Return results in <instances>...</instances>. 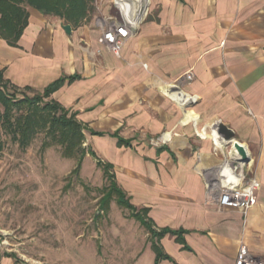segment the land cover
<instances>
[{
	"label": "crops",
	"instance_id": "0c3cea01",
	"mask_svg": "<svg viewBox=\"0 0 264 264\" xmlns=\"http://www.w3.org/2000/svg\"><path fill=\"white\" fill-rule=\"evenodd\" d=\"M119 2L138 24L119 55L107 47L101 24L86 20L68 33L63 19L29 6L18 45L0 37L4 79L33 95L78 76L49 99L87 126L86 143L114 165L156 230H184L183 241L170 232L159 240L171 257L159 264H235L242 244L264 261V0ZM174 83L183 91L173 89L171 97L162 87ZM178 92L193 98L182 107ZM220 122L236 139L219 144L209 132ZM119 137L131 145H118ZM223 153V178L236 174L233 161L251 160L260 181L246 212L221 205L208 188ZM0 264L28 263L4 252Z\"/></svg>",
	"mask_w": 264,
	"mask_h": 264
},
{
	"label": "rangeland",
	"instance_id": "374dc122",
	"mask_svg": "<svg viewBox=\"0 0 264 264\" xmlns=\"http://www.w3.org/2000/svg\"><path fill=\"white\" fill-rule=\"evenodd\" d=\"M114 1L94 0L87 23L114 17ZM0 143V254L15 253L28 264H155L151 233L138 217L144 210L132 203L114 165L108 175L86 141L85 155L65 157L45 132L23 147L0 121ZM226 160L224 154L218 170ZM250 162L232 166L249 179Z\"/></svg>",
	"mask_w": 264,
	"mask_h": 264
},
{
	"label": "trees",
	"instance_id": "16d2710c",
	"mask_svg": "<svg viewBox=\"0 0 264 264\" xmlns=\"http://www.w3.org/2000/svg\"><path fill=\"white\" fill-rule=\"evenodd\" d=\"M93 3L94 0H0V37L12 46L18 45L29 22V6L37 8L44 14L58 16L73 26H79L90 17ZM67 78L74 80L78 76L61 77L49 84L43 92L30 95L10 86L9 81L4 79L0 71V104L4 107V111L0 113V121L12 134L13 139L19 141L23 147L27 146L35 135L45 132L52 142L62 145L65 157L87 153L84 148L87 126L77 118L76 113H70L58 101L49 99L50 95ZM92 132L101 134L96 131ZM48 144H50L49 141H46L43 146L46 147ZM118 145L129 146L131 142L119 137ZM88 152L105 166V172L108 175H112L110 171L112 163H101L103 161L93 149ZM79 169L80 164L75 167L74 171L78 172ZM141 210H144V215L141 216L138 213V217H141L151 233L152 246L156 251L155 264H159L162 259H171L159 240L170 232L178 235V241H183L181 234L184 230L163 228L158 231L154 228L152 219L147 216L148 208H141Z\"/></svg>",
	"mask_w": 264,
	"mask_h": 264
},
{
	"label": "built area",
	"instance_id": "2783aa9c",
	"mask_svg": "<svg viewBox=\"0 0 264 264\" xmlns=\"http://www.w3.org/2000/svg\"><path fill=\"white\" fill-rule=\"evenodd\" d=\"M119 4H121L119 0H115L117 14L114 17H106L101 24L103 38L107 47L117 55L120 54L125 41L134 34L138 25L134 23L135 16L131 18L128 16L129 14H125L124 7L121 9L118 6ZM185 78L187 81H191L194 78V73L188 71ZM173 89L183 91L177 84L169 86L170 91H173ZM192 98L193 95L189 94L184 103H188ZM222 170L219 171V175L213 182L208 183V188L211 192H218V194L215 193L216 199L221 205L241 209L244 212L248 211L257 202V191L260 188V181L256 177L247 179L242 171L239 174L232 175V177L223 178L221 175ZM235 171L239 172L237 169ZM235 264H264V261L252 257L247 245L242 244Z\"/></svg>",
	"mask_w": 264,
	"mask_h": 264
},
{
	"label": "water",
	"instance_id": "95a60500",
	"mask_svg": "<svg viewBox=\"0 0 264 264\" xmlns=\"http://www.w3.org/2000/svg\"><path fill=\"white\" fill-rule=\"evenodd\" d=\"M62 26L66 32L71 33V31H72V25L71 24L63 23ZM217 130H218L219 134L226 140L236 139V135H235L234 130L232 128H230L228 125H226L224 122H220L217 125ZM240 144H241V142H240ZM238 146H239L241 153L246 158H248L246 149L242 145L238 144Z\"/></svg>",
	"mask_w": 264,
	"mask_h": 264
},
{
	"label": "bare ground",
	"instance_id": "6f19581e",
	"mask_svg": "<svg viewBox=\"0 0 264 264\" xmlns=\"http://www.w3.org/2000/svg\"><path fill=\"white\" fill-rule=\"evenodd\" d=\"M126 9H127V8H126ZM126 9L124 8V10H125L124 12H127ZM128 16H129V15H128ZM161 87H162V86H161ZM162 88L165 89V90H164L165 92L169 90V88H167V87L165 88V86L162 87ZM183 95H184V97H182ZM186 95L188 96L189 94H187V93H185V92H182V93H181V92H178V93H177V97L179 96V99H181L179 103H181V104L183 103V102H182V99H183V100L186 99V98H187ZM206 132H207V131H206ZM209 133H211V134H213V136L219 138V139H218V142H219L220 145H222V144L224 143V141H221V140H222V136L219 134V132H218V130H217V126L212 127ZM166 141H167V140H166Z\"/></svg>",
	"mask_w": 264,
	"mask_h": 264
}]
</instances>
